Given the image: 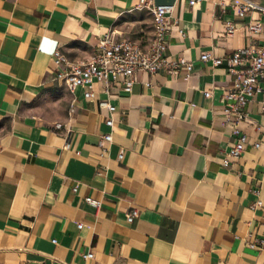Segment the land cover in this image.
Instances as JSON below:
<instances>
[{
  "label": "crops",
  "instance_id": "obj_1",
  "mask_svg": "<svg viewBox=\"0 0 264 264\" xmlns=\"http://www.w3.org/2000/svg\"><path fill=\"white\" fill-rule=\"evenodd\" d=\"M235 1L0 0V264H264V78L245 106L244 152L224 167L223 96L235 77L225 61L199 60L264 47V0L243 17ZM165 4L185 33L171 32L166 55L192 72L138 71L130 93L115 86L102 152L107 111L54 80L53 54L87 62L106 34L144 48L149 8Z\"/></svg>",
  "mask_w": 264,
  "mask_h": 264
},
{
  "label": "built area",
  "instance_id": "obj_2",
  "mask_svg": "<svg viewBox=\"0 0 264 264\" xmlns=\"http://www.w3.org/2000/svg\"><path fill=\"white\" fill-rule=\"evenodd\" d=\"M195 2L196 0H190V5H194ZM235 6L238 8L237 13L240 17L252 10L262 9L251 0L235 1ZM175 7V4L150 6L153 17V36L148 46L144 48L129 40H113L106 34L99 40L95 54L87 62H72L61 52H54L53 56L58 65L54 80L64 84L72 94L77 88H81L83 98L95 101L99 109H104L108 113L104 123L110 128V132L102 135L98 142L102 152L108 150L106 144L112 143V129L115 124L113 115L116 107L111 99L112 89L115 86H121L124 92L130 93L134 85L133 76L138 71L147 72L151 76L158 72L175 75L182 70L185 71L186 76L191 74L192 62H187L183 58L170 60L166 55L171 32L177 30L181 38L185 36L184 31L179 27L178 20L173 16ZM225 28L227 36H231L235 29L230 22H226ZM244 28L250 36L260 32L259 25L251 23L244 24ZM199 60L204 64L211 63L213 66H219L225 61L229 72L235 77L233 85L225 91L223 96L224 123L230 129L232 140L222 160V165L227 167L240 158L247 144L240 125L248 121L245 106L259 90V83L264 78V47L249 44L225 59L215 58L211 53L206 52L200 55ZM96 85L106 95L105 99L97 98ZM209 95L210 92H205V96ZM56 128H61V125L57 124ZM254 147H259V144H254ZM118 159H122V153L119 154ZM85 201L96 209L100 205L99 201L90 198H85ZM261 204L257 201L252 205V209ZM138 214L137 208H131L126 216L127 222L132 223ZM77 227L81 229L82 225L78 224ZM82 257L84 260H90L93 254L88 252Z\"/></svg>",
  "mask_w": 264,
  "mask_h": 264
}]
</instances>
